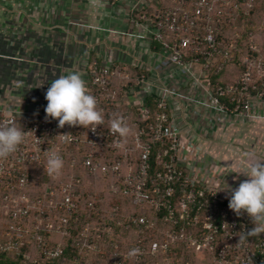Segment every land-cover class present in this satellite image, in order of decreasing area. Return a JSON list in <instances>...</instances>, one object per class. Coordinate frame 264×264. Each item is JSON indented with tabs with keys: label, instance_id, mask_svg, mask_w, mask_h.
<instances>
[{
	"label": "built area",
	"instance_id": "built-area-1",
	"mask_svg": "<svg viewBox=\"0 0 264 264\" xmlns=\"http://www.w3.org/2000/svg\"><path fill=\"white\" fill-rule=\"evenodd\" d=\"M255 7L256 0H174L150 20L153 38L171 62L189 73L200 67L203 74L195 82L207 89L217 109L237 119L251 118L264 106V66L247 56L234 82L213 84L212 78L243 51L244 32L237 24ZM227 29L234 35L220 39ZM249 36V50L259 52ZM115 75L97 62L89 67L87 91L103 116L94 131L61 128L47 117L46 106L0 109V126L15 124L26 135L17 152L0 159V255L28 249L24 263L40 264L61 261L71 250L68 264L89 259L90 264H139L161 253L182 262L188 251L214 255L215 264L264 263V234L239 243V235L253 229L251 219L229 208V198L216 193V182L187 166L199 151L184 140L164 99L156 112L138 109L139 122L153 121L150 132L139 130L125 142L112 131L114 119H130L120 106L125 90L114 87ZM47 150L63 158L59 174L45 171ZM107 196L123 202L107 203ZM136 236L137 249L120 240Z\"/></svg>",
	"mask_w": 264,
	"mask_h": 264
},
{
	"label": "crops",
	"instance_id": "crops-1",
	"mask_svg": "<svg viewBox=\"0 0 264 264\" xmlns=\"http://www.w3.org/2000/svg\"><path fill=\"white\" fill-rule=\"evenodd\" d=\"M173 6L174 0H0V109L47 106L51 82L71 72L87 90L89 67L97 62L113 70L114 87L125 90L118 99L130 116L124 122L129 132L140 130L141 106L156 112L164 99L184 140L199 151L187 166L206 181L238 187L248 177L229 173L230 160L246 152L264 158V106L248 119L225 114L195 82L200 67L189 73L171 62L150 20ZM239 72L227 65L218 81L230 84Z\"/></svg>",
	"mask_w": 264,
	"mask_h": 264
},
{
	"label": "clouds",
	"instance_id": "clouds-1",
	"mask_svg": "<svg viewBox=\"0 0 264 264\" xmlns=\"http://www.w3.org/2000/svg\"><path fill=\"white\" fill-rule=\"evenodd\" d=\"M45 98L47 117L55 118L62 128L68 125H80L93 131L102 125V112L98 109L95 96L86 90L85 81L77 72L60 75L51 82ZM113 132L121 137L129 134V127L122 119H114L111 123ZM26 135L22 127L12 125L0 126V159L9 157L17 152L25 142ZM39 162V159L37 160ZM229 168V173L244 175L248 179L239 183L238 187H231L225 179L223 183L213 187L218 192L229 194V208L238 216L247 214L254 224V228L239 235V243L250 237L264 234V158L254 152L236 154ZM40 164V162H39ZM64 167V160L55 150L46 151L45 171L59 174ZM237 176V179H238ZM138 250H133V254Z\"/></svg>",
	"mask_w": 264,
	"mask_h": 264
},
{
	"label": "trees",
	"instance_id": "trees-1",
	"mask_svg": "<svg viewBox=\"0 0 264 264\" xmlns=\"http://www.w3.org/2000/svg\"><path fill=\"white\" fill-rule=\"evenodd\" d=\"M261 6L259 1L257 0L256 3V7L254 9V11L252 12V14L249 17H244L243 15H241L239 22L237 24V28L240 31L244 32V37H243V51L241 53L238 54V56L235 58V61L232 63H229L228 65H234V69H239L241 73H243V71L245 70V65H244V59L245 57H250L252 59H255L257 61V64H262L264 66V49H261V52H257V53H253L249 50V43H250V33L254 34L256 32L257 29V25L256 22L258 21V23L260 24V27L264 28V20L263 18H258V14L261 13ZM224 36H221L220 39H222L223 37H232L234 35V31L232 29H227V31H225ZM221 75V74H220ZM220 75H216L213 76L212 78V82L214 84L215 80H220ZM221 84H223L221 82ZM153 124L152 120H149L147 122H139V129L143 130L145 132H150L151 130V126ZM135 133V132H134ZM134 133L132 134V136L134 135ZM131 136V137H132ZM124 141L127 142V138H124ZM156 153H157V149L155 150V153L153 155V159H155L156 157ZM153 168H156L155 165V160H153ZM84 202V201H83ZM123 202V200L119 197H116L114 199V203L116 204H121ZM227 205H229V200L226 203ZM95 218H97L95 216ZM94 218V219H95ZM90 222H93V220H90ZM254 228V226H252ZM254 239L256 240L257 238L254 237ZM133 242L130 244L131 247H133L134 249H137V241L139 240V237H133ZM257 241V240H256ZM148 244V241H145V245ZM28 249H22L20 252H18L15 256L14 255H0V264H32L31 262L29 263H24L25 257L29 256ZM180 256L182 257V252H179ZM73 253L71 250H67L66 255H65V259H62L61 261H54V262H41L40 264H68L69 260L72 259L73 257ZM198 258V254H196V257L194 255V253H190L188 251H186V253L184 254V261H179V259H173L172 257H170L168 254H158L155 258H152L151 256L147 255L145 257V261L144 263H139V264H185L187 261L191 262V264L195 263V259ZM167 259L166 262H164V260ZM65 260V261H63ZM103 263V262H102ZM100 263V264H102ZM96 264V263H95ZM254 264H264L261 261L256 260Z\"/></svg>",
	"mask_w": 264,
	"mask_h": 264
},
{
	"label": "rangeland",
	"instance_id": "rangeland-1",
	"mask_svg": "<svg viewBox=\"0 0 264 264\" xmlns=\"http://www.w3.org/2000/svg\"><path fill=\"white\" fill-rule=\"evenodd\" d=\"M259 3H260V6H261V13L258 14V18H263L264 20V0H258ZM256 3H257V0H256ZM257 25V29H256V32L253 34V38L252 40L255 42V44L258 46L259 48V51L261 52V49L263 48L264 49V28L260 27V24L258 23V21L256 22ZM243 32V31H241ZM257 69V68H256ZM237 70V69H236ZM234 72V71H233ZM236 72V71H235ZM234 74V73H233ZM241 72L239 73H235L234 74V79L233 80H237V78H239L241 76ZM263 106V105H262ZM134 132H129V134L126 136L127 138V142H130L131 141V136ZM93 184V183H92ZM96 185V183H94ZM107 203H111L112 200L114 199V197H110V196H107ZM133 237H128V238H123V239H120L121 241H123V243H131L133 242ZM195 257H196V254H194ZM215 257L214 255H211V254H207V255H203V254H199L198 255V258L195 259V263L194 264H215ZM91 260H87L86 264H90Z\"/></svg>",
	"mask_w": 264,
	"mask_h": 264
}]
</instances>
